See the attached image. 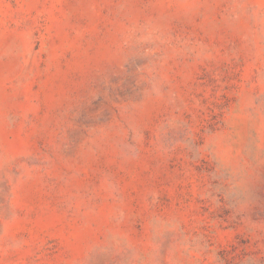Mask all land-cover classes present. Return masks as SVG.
Wrapping results in <instances>:
<instances>
[{"label":"rangeland","instance_id":"374dc122","mask_svg":"<svg viewBox=\"0 0 264 264\" xmlns=\"http://www.w3.org/2000/svg\"><path fill=\"white\" fill-rule=\"evenodd\" d=\"M0 264H264V0H0Z\"/></svg>","mask_w":264,"mask_h":264}]
</instances>
